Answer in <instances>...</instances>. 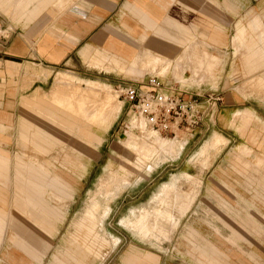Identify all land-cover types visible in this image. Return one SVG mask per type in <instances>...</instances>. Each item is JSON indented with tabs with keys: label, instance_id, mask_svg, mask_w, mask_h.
<instances>
[{
	"label": "rangeland",
	"instance_id": "obj_1",
	"mask_svg": "<svg viewBox=\"0 0 264 264\" xmlns=\"http://www.w3.org/2000/svg\"><path fill=\"white\" fill-rule=\"evenodd\" d=\"M260 1L263 6L264 0ZM262 6L258 11L249 9L247 23L234 24V33L242 31L246 36L251 35L258 40V36L264 32V7ZM232 36L234 39L235 34ZM243 42L242 48L237 51H235L233 40L209 50L214 52L212 55L215 56L211 57L216 60V68L202 64L201 70L194 72L196 66L190 62L193 52L201 50L203 54L208 51L209 46L201 42L196 48L193 44L197 42L191 41L186 51L187 54L189 53L188 57L183 58L179 63L173 62L170 66L172 70L177 69L183 78L169 70L163 75H158L159 70L148 71V76L157 75L164 84L190 93L200 100L210 95L218 99L214 113L202 118L197 125H194L191 128L192 135L183 129H177L174 133L155 131L163 139L165 138L164 140L182 144V147H175L166 151L167 153L161 152V156H164L160 158L163 159L162 162L157 160L145 167H141L140 156L147 146L154 147L155 150L159 149L157 138L154 139L156 142L152 141L157 145L152 142L151 144L140 139L145 130L141 132L134 128H126L127 120L130 119L127 103L122 100V97L113 95V93L117 94L115 89L119 83L108 84L74 73H58L52 84L60 88L66 86L82 92L91 83L107 85L112 91L106 92L105 106L111 107L118 98L121 109L103 133V140L96 141L98 136L90 132L88 137L91 142L97 144V148L82 149L81 158L84 168H78L73 174L68 173L72 179L68 189L74 188V195L58 203L66 213L64 220L57 224L55 233L50 235L41 225L35 223L31 216L13 205L15 193L11 188L13 187L16 191L18 185L10 186L9 211L17 224L7 225L4 228L2 235L4 247L0 249L3 263L48 264L52 254L63 253L68 247L70 235L75 232L74 221L84 214L87 202L96 192L99 179L106 178L105 168L110 162L117 174L127 178L128 182H114L109 187V193L105 190L98 196L101 209L96 216L101 226H98L97 230L106 236L108 242L99 248V255L89 256L84 264H128L123 259V255L131 248L137 252H150L157 255V264H264V163L258 164L255 160L257 155H264V145L258 144L264 139V90L257 83V76L264 77V66L253 72H248L244 68L243 53L254 41L243 40ZM166 77L172 80L167 81ZM52 92L53 89L47 94L42 92L38 95L34 90L19 97L14 118L10 119L4 128H0L3 129V134H0L3 139L0 141V148L10 156L6 163H8V173L11 178L23 175L25 172V169L21 168L24 166L23 162H31L33 159L30 157L37 155V177L47 183L48 196L46 197L50 198L54 204L58 202V199L53 194L59 192L56 187L58 182L54 177L59 174L57 172L65 156L71 154L70 145L72 143L76 145L77 139L71 136L79 135V127L67 129L65 122H61L59 126L46 123L52 129L53 136L67 141L64 147L56 146L47 154L37 152V146H34L33 142L34 137L22 136L20 132L34 130L37 126V106L32 102L34 99L31 103L25 104L23 97L35 95L36 100L44 99L50 103L53 97ZM225 94L229 98L232 97L229 96L230 94L234 95V98L229 100L232 102L234 100L236 104L227 117L220 110L222 108L220 104L226 100ZM102 95L100 93L99 98H102ZM218 117L224 118L222 129L218 127ZM255 117H258L257 121L254 120ZM22 118H26L25 120L32 127L20 125ZM242 124L244 126L249 124V141L237 130V127ZM174 138L178 139L173 140ZM256 138L258 142H255ZM210 140L212 143L208 145L209 150L207 149V152L202 155V148ZM242 144H247V148H242L243 151L238 153ZM236 156H239L249 173L247 171L240 173L241 170L234 168L242 164ZM45 170L49 173L44 174V177L41 172ZM182 173L186 177L193 176L194 180L183 177ZM253 176L262 177L257 181V195L254 186L256 179ZM172 181L176 186L166 185ZM68 182L70 181H66ZM166 187L168 189H165ZM176 188L179 193L178 199L169 202L171 204L168 205V209L166 208L167 212L175 208L177 203L183 204L181 196L185 193L182 192H194L193 202L186 210L181 208L175 211L173 220H170L167 215L162 216L161 219L154 210L164 200L173 196V193L177 191ZM140 223H144L147 229L155 227L153 229L158 230L157 234L150 233L146 236L138 228L136 229ZM189 227L197 230L207 241L191 232ZM15 232L21 234L34 250L40 251L45 242L50 243L41 262H38L33 254L11 243ZM7 247L12 250L13 256L7 257ZM68 262V264H77ZM137 264H143V261L138 259Z\"/></svg>",
	"mask_w": 264,
	"mask_h": 264
},
{
	"label": "crops",
	"instance_id": "obj_2",
	"mask_svg": "<svg viewBox=\"0 0 264 264\" xmlns=\"http://www.w3.org/2000/svg\"><path fill=\"white\" fill-rule=\"evenodd\" d=\"M261 6L260 0H0V27L8 34L6 39H0V128H4L8 121L14 118L21 95L34 90L38 95L42 92L47 94L51 89L53 97L50 103L44 99L36 100L35 95L23 97L25 104L34 99L32 102L37 106V126L34 130H21V135L34 137L37 152L47 154L56 146L64 147L67 141L53 136L52 129L46 123L59 126L58 124L65 122L67 129L79 127V135L71 136L77 139L76 145H70L71 154L66 153L57 172L59 174L54 177L59 184H56L59 192L53 194L58 199L54 204L46 197L47 183L37 177V155L30 157L33 159L31 162H23V175L11 178L6 163L10 156L0 148V249L4 247L2 235L5 226L17 224L9 211L10 186L18 185L16 191L11 188L15 193L13 205L31 216L35 223L41 225L50 235L55 233L57 224L64 220L66 213L58 203L74 195V188L68 189L72 184L71 175L68 173L73 174L78 168H84L82 149L97 148V144L91 142L88 137L90 132L98 136L96 141L103 140V133L121 109L118 98L111 107L105 106L106 92L112 91L107 85L91 83L82 92L70 90L66 86L60 88L52 84L58 73H74L108 84H143L147 82L150 70H159L158 75H163L169 70L183 78L177 69L172 70L170 66L173 62L179 63L188 57L189 53L186 51L191 41L197 42L193 44L196 48L201 42L209 46L208 51L203 54L201 50L193 52L190 62L196 66L194 72L197 73L202 64L216 68V60L211 57L215 56L212 55L214 52L209 50L232 40L235 51L242 48L243 40L254 41L248 45L242 56L244 68L253 72L264 66V32L255 40L253 36H246L242 31L234 33L233 27L234 24L247 23L249 9L258 11ZM257 78L258 86L264 90V77ZM170 80L172 79L167 81ZM100 93L103 94L102 98H99ZM68 95L75 96L76 100ZM113 95L117 97V94ZM229 96L234 98V95ZM225 98L222 103L224 105L220 104V110L227 117L236 104L234 100H229L227 94ZM80 100L83 102L79 103ZM25 119L22 118L19 124L32 127ZM257 119L258 117H255L254 120ZM217 122L218 127L222 129L224 118L218 117ZM248 126L249 124H242L237 127V130L246 136L247 141ZM2 131L3 129H0L1 135ZM1 135L0 141L3 140ZM258 135L260 136V133ZM255 142H258L257 138ZM261 143L264 145V139L258 142ZM242 148H247V144L240 145L238 153L243 151ZM255 158L258 164L264 163V155H257ZM237 160L241 161L239 156ZM234 168L241 170L240 173H249L243 162ZM105 170L106 178L99 179L96 192L87 202L84 214L74 221L75 232L68 239V247L60 255L52 254L48 264H68V261L84 264L89 256L99 255V248L108 242L106 236L97 230V227L101 226L96 216L101 209L98 196L114 182L126 183L128 180L119 176L110 162ZM47 173L48 170L41 172L43 176ZM182 176L193 179V176L186 177L183 173ZM253 177L256 179L254 186L257 195V181L262 177ZM166 185L176 186L173 181ZM177 192L178 190L171 196L170 201H177ZM182 193H185L184 196L181 194L183 204L177 203L175 208L169 209L173 218L175 211L181 208L186 210L195 197L194 192ZM189 228L191 232L207 241L193 227ZM11 240L13 245L33 254L38 262L43 260L50 247V243L45 242L40 251L34 250L25 238L16 232ZM6 254L7 257L13 256L9 247ZM157 258L153 253L137 252L132 248L123 255L128 264H137L138 259L143 261V264H157ZM0 259V264H8L3 263V257Z\"/></svg>",
	"mask_w": 264,
	"mask_h": 264
},
{
	"label": "built area",
	"instance_id": "obj_3",
	"mask_svg": "<svg viewBox=\"0 0 264 264\" xmlns=\"http://www.w3.org/2000/svg\"><path fill=\"white\" fill-rule=\"evenodd\" d=\"M8 37L0 27V39ZM117 97L127 103L129 118L126 128L139 131L150 129L162 133H174L177 129L189 131L202 118L212 115L216 100L210 96L203 100L164 84L159 76H148L147 82L118 84ZM187 94V96H184Z\"/></svg>",
	"mask_w": 264,
	"mask_h": 264
},
{
	"label": "bare ground",
	"instance_id": "obj_4",
	"mask_svg": "<svg viewBox=\"0 0 264 264\" xmlns=\"http://www.w3.org/2000/svg\"><path fill=\"white\" fill-rule=\"evenodd\" d=\"M94 84V83H93ZM89 85H91V84H89ZM106 86V85H105ZM89 87V86H88ZM100 87V86H99ZM71 90V89H70ZM76 92V91H75ZM75 92H74V94H75ZM70 94H72V93H70ZM84 95V94H83ZM69 96V95H68ZM72 96H74V95H72ZM78 95H76V97H77ZM79 96H81V94L79 95ZM69 97H71V95L69 96ZM75 97V96H74ZM74 97H71V99L73 98V99H75L76 100V98H74ZM82 97V96H81ZM83 101H84V98L82 99ZM73 101V100H72ZM82 101V102H83ZM76 102V101H75ZM74 102V103H75ZM81 102V100H80V102L79 103H82ZM77 103H78V101H77ZM84 106H86L85 104H84ZM107 106V105H106ZM90 110V109H89ZM89 110H87V111H89ZM86 111V110H85ZM117 111V110H116ZM88 115V114H87ZM116 117V116H115ZM112 121V120H111ZM132 129V128H131ZM215 135V134H214ZM186 136V135H185ZM217 137H220V136H218V135H216ZM216 136H214V137H216ZM160 137V138H159ZM157 138V144H158V146H159V149H157V147H156V149L157 150H155L154 149V147H148L147 146V148L145 149V151L143 152V154L140 156V159H139V161L141 162V164H142V166L141 167H145V166H147V165H149V164H153L154 162H157V160H163V159H160V158H164V156L162 157L161 156V152H168V151H170L171 149H175V147L176 148H178V147H182V144H177V143H174V142H170V141H167V140H164L163 139V137H161V135H159L157 132H155V131H151L150 129H148V130H146L145 129V131H144V133L142 134V136L140 137V139H144L145 141H147V142H152V141H154V139H156ZM176 139H178V138H174L173 140H176ZM217 139V138H216ZM215 139V140H216ZM222 140H225L224 138H221ZM186 140V139H185ZM211 140H213L212 138H211ZM208 141L205 145H204V147L202 148V151H201V154L202 153H205V152H207V149L209 150V146L208 145H211V143H212V141ZM218 140H220V139H218ZM221 141V140H220ZM225 141H227V140H225ZM146 142V143H147ZM154 142H156V140L154 141ZM154 142H152L153 144H155ZM216 143H217V141H215ZM151 143V144H152ZM148 144V143H147ZM151 144H149V145H151ZM157 144H155V145H157ZM213 144H214V142H213ZM218 144H219V142H218ZM223 144H225V143H223ZM127 145V144H126ZM129 145V144H128ZM215 145V144H214ZM142 147V146H141ZM212 148V146L210 147V149ZM137 149V148H136ZM126 152H127V150H125ZM142 152V151H141ZM140 152V153H141ZM166 152V153H167ZM209 152V151H208ZM165 153V154H166ZM207 154V153H206ZM140 155V154H139ZM138 155V156H139ZM164 155V154H163ZM203 155V154H202ZM207 155H209V153L207 154ZM204 157V156H203ZM208 157V156H207ZM131 158V157H130ZM132 159V158H131ZM207 159V158H206ZM205 159V160H206ZM135 162V161H134ZM162 162V161H161ZM154 166V165H153ZM150 169V168H149ZM148 169V170H149ZM128 172V171H127ZM187 174V173H186ZM110 175V174H109ZM194 180V179H193ZM107 181V180H106ZM116 181V180H115ZM108 182V181H107ZM120 182H122V181H120ZM125 182V181H124ZM106 184V183H105ZM104 184V185H105ZM111 186V185H110ZM171 186V185H170ZM107 189H108V187H107ZM106 189V190H107ZM165 189H168L167 187L165 188ZM109 190V189H108ZM175 191V190H174ZM109 193V192H108ZM178 193V192H177ZM165 194V193H164ZM164 194H162V195H164ZM173 194H175V193H173ZM160 195V194H159ZM178 195V194H177ZM159 198H161V197H159ZM164 199H165V197H163ZM170 198H171V196L169 197V198H167L166 200H164V202L159 206V207H157L154 211H156V214L158 215V217H162V216H166L167 215V217L170 219V220H172L173 219V217H172V215H171V213L170 212H167L166 211V208L168 207V205H170L171 203H169L170 202ZM173 198H175V197H173ZM184 198V197H183ZM172 199V198H171ZM177 199V198H176ZM187 199V198H186ZM92 200H94V199H92ZM96 200V199H95ZM161 201V200H160ZM176 201V200H175ZM91 202V201H90ZM162 202V201H161ZM160 202V203H161ZM94 203H95V201H94ZM174 203V202H173ZM175 204V203H174ZM173 204V205H174ZM176 205V204H175ZM174 207V206H173ZM172 207V208H173ZM188 207H190V206H188ZM168 209V208H167ZM145 214V213H144ZM99 215V214H98ZM147 215V214H146ZM149 215V214H148ZM147 217V216H146ZM142 219H144V218H142ZM148 219V218H147ZM162 219V218H161ZM165 220V219H164ZM147 224V223H146ZM139 229L140 231H142L143 233H145V235L147 236L148 234H150V233H156L157 234V231H155L156 229H147L146 227H145V224L144 223H140L137 227H136V229ZM155 228V227H154ZM157 228V227H156ZM142 233V234H143ZM152 235V234H151ZM150 236V235H149ZM163 236V235H162ZM152 237V236H151Z\"/></svg>",
	"mask_w": 264,
	"mask_h": 264
}]
</instances>
